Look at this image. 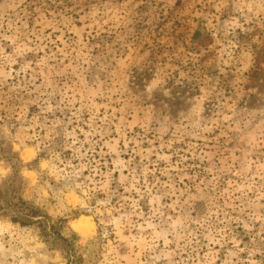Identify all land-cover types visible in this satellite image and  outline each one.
<instances>
[{"label":"rangeland","instance_id":"1","mask_svg":"<svg viewBox=\"0 0 264 264\" xmlns=\"http://www.w3.org/2000/svg\"><path fill=\"white\" fill-rule=\"evenodd\" d=\"M0 264H264V0H0Z\"/></svg>","mask_w":264,"mask_h":264},{"label":"bare ground","instance_id":"2","mask_svg":"<svg viewBox=\"0 0 264 264\" xmlns=\"http://www.w3.org/2000/svg\"><path fill=\"white\" fill-rule=\"evenodd\" d=\"M72 227L83 235H88L93 232V224L89 217L81 216L72 222Z\"/></svg>","mask_w":264,"mask_h":264},{"label":"trees","instance_id":"3","mask_svg":"<svg viewBox=\"0 0 264 264\" xmlns=\"http://www.w3.org/2000/svg\"><path fill=\"white\" fill-rule=\"evenodd\" d=\"M19 201L21 203L20 210H24L25 211V213H24L25 215L32 217V216H34V215H36L38 213H41L38 209H34V208L30 207V206H26V203L22 199H20ZM21 206H24V207H21ZM62 239H64V238H62Z\"/></svg>","mask_w":264,"mask_h":264},{"label":"clouds","instance_id":"4","mask_svg":"<svg viewBox=\"0 0 264 264\" xmlns=\"http://www.w3.org/2000/svg\"><path fill=\"white\" fill-rule=\"evenodd\" d=\"M157 88H162V85H158L157 87L150 88L149 91V98H151V92L156 91ZM165 95H169V90L162 89Z\"/></svg>","mask_w":264,"mask_h":264}]
</instances>
